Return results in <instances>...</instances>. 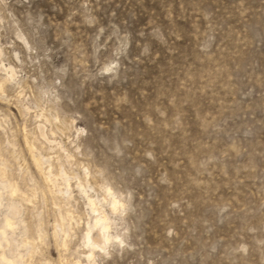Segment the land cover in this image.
<instances>
[{
    "label": "rangeland",
    "instance_id": "obj_1",
    "mask_svg": "<svg viewBox=\"0 0 264 264\" xmlns=\"http://www.w3.org/2000/svg\"><path fill=\"white\" fill-rule=\"evenodd\" d=\"M0 83V264H264V0H0Z\"/></svg>",
    "mask_w": 264,
    "mask_h": 264
},
{
    "label": "bare ground",
    "instance_id": "obj_2",
    "mask_svg": "<svg viewBox=\"0 0 264 264\" xmlns=\"http://www.w3.org/2000/svg\"><path fill=\"white\" fill-rule=\"evenodd\" d=\"M8 73H9V76H10V79L11 80H13L14 79V73H13V70L12 69H10L9 68V70L7 71ZM7 73V74H8ZM6 82H7V80H6ZM2 83H4V82H2ZM5 84V83H4ZM2 86H4V85H1V83H0V89H2ZM35 158V157H34ZM39 158V157H38ZM38 158H35V166L39 169V171H41L42 173H44V168H43V164L41 163V161L38 159ZM46 173V172H45ZM53 173V172H52ZM48 174V173H47ZM49 175H51V173H49ZM52 179V178H51ZM51 179L50 178H47V180H49V181H51ZM90 200V199H89ZM92 203V202H91ZM95 205V204H94ZM95 207V206H94ZM106 220L104 219V221H102L101 219H99V220H97L96 221V226H99L100 225V228H101V230L103 231V233L104 232H107L108 230H109V228L106 226V225H104L103 223L105 222ZM12 222L10 223L9 222V220H8V226L7 227H10V228H12ZM103 224V225H102ZM4 235H5V232L3 233ZM88 239L90 240V241H92L93 242V238H91L90 236L88 237ZM108 241H110V237H108L107 238V242ZM94 245V244H93ZM97 245V244H96ZM5 255V254H4ZM2 256V260H3V262H5L6 264H11L12 262H10V261H8L7 259H6V257L5 256ZM79 264V263H78Z\"/></svg>",
    "mask_w": 264,
    "mask_h": 264
}]
</instances>
